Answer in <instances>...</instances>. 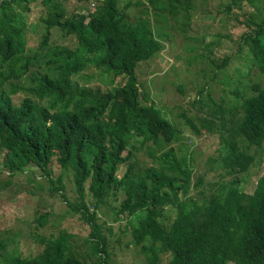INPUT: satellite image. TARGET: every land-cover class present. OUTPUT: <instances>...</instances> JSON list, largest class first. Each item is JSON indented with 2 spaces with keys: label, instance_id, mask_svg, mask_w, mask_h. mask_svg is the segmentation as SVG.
<instances>
[{
  "label": "trees",
  "instance_id": "1",
  "mask_svg": "<svg viewBox=\"0 0 264 264\" xmlns=\"http://www.w3.org/2000/svg\"><path fill=\"white\" fill-rule=\"evenodd\" d=\"M68 1L0 0V164L6 176L39 170L51 193L59 192L88 225L94 264H114L96 221L101 204L129 219L127 244L148 264H264V175L252 191L239 185L261 161L256 154L264 144V83L249 74L255 68L264 77V16L240 20L248 29L236 52L247 48L249 63L224 82L235 85L231 101L206 105L212 113L204 116L217 114L220 123L203 125L222 140L216 162L220 176L230 177L193 194L203 179H193V163L180 153L183 131L142 93L137 67L172 35L160 20L173 19L169 26L189 39L194 55L224 70L232 54L222 50L218 28L241 0L219 5L218 27L208 0H76L71 8ZM248 1L250 15L260 11V0ZM130 7L138 10L129 13ZM199 19L209 27L198 26ZM26 32L38 35L35 47ZM98 72L109 78L105 90L90 85ZM142 151L150 164L140 165ZM169 210L175 217L167 223ZM46 217L41 212L34 220L43 224ZM43 242L37 254L10 255L7 264H87L69 233Z\"/></svg>",
  "mask_w": 264,
  "mask_h": 264
},
{
  "label": "rangeland",
  "instance_id": "2",
  "mask_svg": "<svg viewBox=\"0 0 264 264\" xmlns=\"http://www.w3.org/2000/svg\"><path fill=\"white\" fill-rule=\"evenodd\" d=\"M40 1V0H39ZM133 1V0H131ZM139 1V0H138ZM147 2V0H140ZM68 8H71L76 0H69ZM226 0H208L206 9L216 15L214 25L218 27L220 17L224 16L220 12L219 5ZM259 12H250L254 7L248 0H241L232 6V16L218 28L222 32L220 36L222 50L229 51L232 56L224 70L213 69L205 56L196 57V51L189 49L185 35L178 32L168 23L174 22L160 20L165 25V30H171L163 43L162 49L153 57L138 64L137 79L142 93H145L149 100L155 101L165 115L182 129V139L180 140V153H186L193 163V179L202 178L199 186H192V193L200 189L204 193L210 191L209 185H215V180H227L230 176L220 174L223 172L221 166L216 162L218 156L217 149L222 140L217 133L209 132L203 125L216 128L220 123L217 114L204 116L205 113H212V101L216 103H228L233 97L231 91H235L234 83L230 86L224 85L229 79L239 75L244 71L249 63V50L244 48L236 52L237 41L248 27L246 22L240 20L256 21L264 16V0H260ZM79 3V1H78ZM132 3V2H131ZM147 9L153 11L150 6ZM138 8H142L139 5ZM136 7L128 8V12H136ZM45 11V9H43ZM154 12V11H153ZM30 21L37 20V14L32 13ZM237 19V21H236ZM196 21L200 23H209ZM153 22H156L153 16ZM37 26V24L35 25ZM157 29V26L155 27ZM200 27L196 32H201ZM215 30V29H213ZM230 36H227L226 33ZM28 45L35 47L38 43V35L26 32ZM235 52V53H234ZM239 71V72H238ZM253 81L264 83V77L255 68L250 70ZM90 82L92 87H99L105 90L109 85V78L98 72ZM246 91V89H245ZM199 97L201 103L193 102ZM228 116V113H225ZM176 140L173 144L177 145ZM255 152V149L252 148ZM159 152V151H158ZM261 159L253 164L247 176L244 174L239 185L252 191L255 187L257 177L264 175V144L262 150L256 154ZM135 159V158H134ZM140 165L150 164V159L142 151L137 155ZM3 168V165L0 164ZM0 168V264H7L10 255L20 254L22 257H30L41 251L44 239L54 237V235L69 233V243L74 246L77 253L84 256L87 264H94L95 256L92 253L91 243L85 240L89 227L82 221L79 213L69 206L67 200L62 195L51 193L50 182L40 175L36 168L25 169L17 172L14 176H6V171ZM28 170V171H27ZM65 192L73 199L74 193L71 182L64 180ZM41 212H47L45 223L39 224L34 220V216ZM97 222L102 224V232L108 241L110 260L114 264H148L137 246L127 241L131 237V224L127 217H116L113 210L99 205L97 208ZM175 217V211L169 210L166 214V222L170 223ZM43 236V237H41Z\"/></svg>",
  "mask_w": 264,
  "mask_h": 264
}]
</instances>
